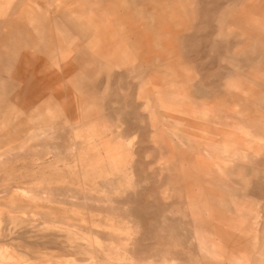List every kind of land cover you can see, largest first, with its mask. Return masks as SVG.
Here are the masks:
<instances>
[{
    "label": "rangeland",
    "instance_id": "rangeland-1",
    "mask_svg": "<svg viewBox=\"0 0 264 264\" xmlns=\"http://www.w3.org/2000/svg\"><path fill=\"white\" fill-rule=\"evenodd\" d=\"M0 264H264V0H0Z\"/></svg>",
    "mask_w": 264,
    "mask_h": 264
}]
</instances>
